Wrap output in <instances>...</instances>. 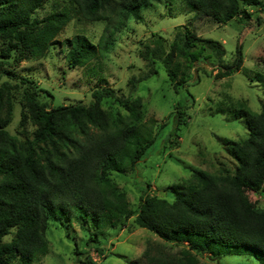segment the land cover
I'll use <instances>...</instances> for the list:
<instances>
[{
	"label": "trees",
	"instance_id": "16d2710c",
	"mask_svg": "<svg viewBox=\"0 0 264 264\" xmlns=\"http://www.w3.org/2000/svg\"><path fill=\"white\" fill-rule=\"evenodd\" d=\"M50 1L0 0L2 65L46 59L73 20L101 23L105 30L97 42L81 34L61 43L67 69L99 62L130 20L139 22L144 11L173 0H54L52 11L38 17ZM181 1L190 14L218 25L235 18L247 22L253 16L249 8H264L263 0ZM139 46L137 56L149 71L128 81L132 90L157 74L156 65L163 67L176 93L187 87L199 63L209 60L214 70L220 69L216 79L229 78L243 66L241 48L234 62L225 64L223 45L198 37L187 26L179 27L169 44L155 36ZM4 74L8 79L0 84V264L37 263L48 254L47 231L58 222L86 226L91 233L86 246L103 255L106 240L99 236L122 230L130 220L179 248L174 253L161 249L156 256L148 249L143 254L148 264H203L204 254L215 260L221 254L246 253L264 264V210L246 196V191L264 188V106L259 113L247 108L232 112L244 119L247 130L242 141L221 140L235 162L233 170H193L179 185L168 187L172 201L143 193L132 210L113 174H134L154 145L157 122L144 121L141 100L101 86L92 91L88 106L50 107L48 93L33 79L11 71ZM256 78L264 87V75ZM16 102L21 107L20 136L8 131ZM104 103L119 111L103 110ZM186 110L175 109V136L186 123Z\"/></svg>",
	"mask_w": 264,
	"mask_h": 264
},
{
	"label": "rangeland",
	"instance_id": "374dc122",
	"mask_svg": "<svg viewBox=\"0 0 264 264\" xmlns=\"http://www.w3.org/2000/svg\"><path fill=\"white\" fill-rule=\"evenodd\" d=\"M262 3L264 5V0ZM53 5L54 0L47 3L38 11V17L52 11ZM248 12L253 16L247 22L235 18L226 25H218L208 18L190 14L181 0L158 4L154 9L144 11L141 21L130 20L126 24L116 35L114 47L99 58L103 60L68 70L64 62L65 46L61 43L81 34L97 42L105 30L101 23L73 20L57 37L58 44L52 47L46 59L23 61L16 66L12 63L2 65L4 61L0 59V84L8 79L5 71L33 79L48 93L50 107L88 106L92 103V91L101 86L117 90L120 96L139 98L144 106V121L153 119L157 122L155 142L148 158L138 165L134 174L114 173L113 179L127 193L132 210L137 209L143 193L172 201L173 194L168 187L179 185L193 170L209 173H217L223 168L233 170L235 162L221 140L242 141L247 130L244 119L234 117L232 112L247 108L259 113L264 106V87L256 78L259 74L264 75V8H249ZM181 26H187L198 37L221 43L226 53L225 64H232L237 48H241L242 69L229 78L216 79L218 68L214 70L209 60L199 63L192 70L187 87L176 93L163 67L156 65L157 74L132 90L128 81L149 71L147 64L137 56L139 44L155 36L169 44ZM178 106L187 108V118L175 136L173 114ZM102 107L105 111H119L109 103ZM20 113L21 107L16 102L8 127L12 135H21ZM246 196L257 208L264 210V188L258 193L246 191ZM85 227L74 221L51 224L47 231L48 254L35 264H129L133 261L148 264L143 256L148 249L152 250V256L158 255L161 249L173 253L179 249L135 227L130 220L122 230H110L99 236L100 241L106 240L103 255H99L86 246L91 233ZM201 261L203 264H260L253 253L221 254L215 260L204 254Z\"/></svg>",
	"mask_w": 264,
	"mask_h": 264
}]
</instances>
